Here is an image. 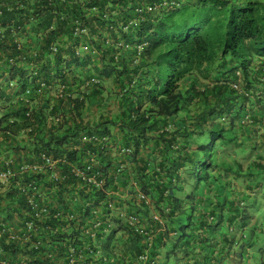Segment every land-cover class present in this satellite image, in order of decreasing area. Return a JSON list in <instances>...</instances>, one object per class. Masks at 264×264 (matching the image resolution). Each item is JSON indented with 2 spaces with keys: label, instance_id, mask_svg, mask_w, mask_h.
I'll return each instance as SVG.
<instances>
[{
  "label": "trees",
  "instance_id": "16d2710c",
  "mask_svg": "<svg viewBox=\"0 0 264 264\" xmlns=\"http://www.w3.org/2000/svg\"><path fill=\"white\" fill-rule=\"evenodd\" d=\"M199 77L209 84L198 88ZM105 79L117 80L123 110L86 128L81 92ZM233 126L238 141L226 135ZM91 133L110 148L82 140ZM234 141V158L219 160ZM262 149L264 0H0V171L9 160L14 172L0 181V264H221L228 252L214 234L231 243L235 231L234 220L220 225L225 207L240 210L237 227L258 229L245 208H258L264 190ZM89 152L116 191L113 209L74 176ZM41 154L57 159L62 180L20 171ZM35 178L48 216L27 231L19 188ZM91 210L100 220L92 237L83 232Z\"/></svg>",
  "mask_w": 264,
  "mask_h": 264
},
{
  "label": "built area",
  "instance_id": "2783aa9c",
  "mask_svg": "<svg viewBox=\"0 0 264 264\" xmlns=\"http://www.w3.org/2000/svg\"><path fill=\"white\" fill-rule=\"evenodd\" d=\"M151 8L152 7H149L148 9H151ZM141 10L142 8L137 9V11L139 12ZM131 23L133 25H136V22L134 21ZM90 82H93L95 84L96 82H98V79L95 77L91 78ZM233 86L237 87L236 84H234ZM82 140L88 143H91L92 145L93 144L98 145L101 151H106L110 148L109 139L106 136H99L96 133L84 135L82 137ZM130 152H131L130 147H123L120 149V154H129ZM96 157H97L96 152L95 153L89 152L88 158H87V166L85 167L86 169L84 168L85 169L84 170L83 168L82 169L74 168L73 173H74V176L80 180L81 182L80 186H82L85 192H90V190H94V189L102 190L106 197L105 204L107 208L113 209L114 208L113 196L115 194V191L106 185L107 183L106 177L105 176L103 177L102 173L99 171H96L95 168L93 167L94 165L93 163L96 162ZM56 162H57V159L55 160L50 156L41 154L40 163H34L31 165H22L20 167V171L21 172H31L36 175H41L45 172H52V175L50 176V178L53 181H59V180H62L64 177L60 174V172L55 170ZM120 169H123V165H121L118 170L120 171ZM13 174L14 172L10 166V161L8 160L5 162V168L0 171V181L3 183L6 182L7 179H9V177H11ZM41 185L42 184L40 183V181L38 182L37 179L35 178V179L27 180L24 184L20 185V188H19L20 193L25 195L26 197L27 207L30 213V219L27 220L24 225L27 231L34 230L35 221H38L42 217L44 218L48 216V208L46 207L47 195H45V193L43 192ZM137 198L138 200L143 201L145 204H147L148 202V198L140 191H138L137 193ZM91 215L92 216L88 218L92 222V225L91 227H88L87 222H86L85 223L86 228L83 229V232L92 237L93 229L97 228L100 225V220H99V217L96 216V211L91 210ZM121 215L136 230L142 233L144 232V234L146 233V231H143L144 226L142 225V223L140 222V220L138 219L136 215H132V214L127 215L125 212H121ZM59 216L61 215L58 213L57 214L55 213L54 215L55 218ZM63 218L68 220V219H73L74 216L68 212L63 216ZM153 219L161 223V220L156 215L153 216ZM10 237L11 239L17 238V237H13V235H11ZM70 262H72V260Z\"/></svg>",
  "mask_w": 264,
  "mask_h": 264
},
{
  "label": "crops",
  "instance_id": "0c3cea01",
  "mask_svg": "<svg viewBox=\"0 0 264 264\" xmlns=\"http://www.w3.org/2000/svg\"><path fill=\"white\" fill-rule=\"evenodd\" d=\"M116 79L102 80L100 83L101 86H100V88H98L97 91L93 90L91 93H89L88 91L81 92L82 97L83 98L85 97V104L81 108V118L83 120V125L86 128H89V127L95 128V126L98 123L103 122V121H107L110 119H114V117L116 119H118L117 116L123 110V107H122L123 102L120 101V97L117 94V90H118L117 83L118 82ZM98 98L101 100L102 104L107 103L110 105V107H114V111H113L114 114L112 115V117L105 118V117H100L97 115L98 111L95 107V103L99 102ZM94 118H96L95 121H94ZM98 118H100V121ZM107 126L110 127V125H108V124H107ZM112 130L115 131L114 128H112ZM151 145H152V143H151ZM152 163H156V162L152 161L151 164ZM55 173H56V171H55ZM51 175H52V172H45V173H43V179L51 181L52 180L50 178ZM41 184L43 187H45V185L43 183H41ZM5 190H6L5 187L0 188V192L2 194L5 192ZM115 195H116V191H115L114 196ZM248 204H253V203H248ZM245 209L247 210V213L251 217L250 221L255 220L256 215H257L256 211L259 208L250 209V208L246 207ZM229 210H230V208L228 209L227 207H225L224 211L226 214V216H225L226 221L224 220L222 222V224H220V225H224V226L229 225V223L227 221H229L231 223V221L234 220L233 223H231L232 225H235L233 240L231 241V243H227L226 239L228 238L227 237L228 235H225L224 233H219V232L214 234V236L216 238L214 240V242L218 244L216 250L220 252L221 249L219 247L222 246V247H224V250L226 252H228V253L222 255L223 258H222L221 264H251L250 258L252 257V253H253L254 247L256 245V242L254 240L256 238V235H257L256 228H253L251 230V228L247 225V223L245 224V226L243 228L237 227V220H238V216H240V210H235V212H232V213L229 212ZM241 236H243L244 239ZM245 239L248 241L245 242ZM263 257H264V254H263Z\"/></svg>",
  "mask_w": 264,
  "mask_h": 264
},
{
  "label": "rangeland",
  "instance_id": "374dc122",
  "mask_svg": "<svg viewBox=\"0 0 264 264\" xmlns=\"http://www.w3.org/2000/svg\"><path fill=\"white\" fill-rule=\"evenodd\" d=\"M195 84H196V86L198 88H202V87H204V85L209 84V82L207 80H204V79L199 77V78H196ZM95 107H96V109L98 111L97 115L100 116V117H105V118L112 117V115L114 114V112H113L114 111V107H110V105L107 104V103H103L102 104L101 101H99L98 103H95ZM95 119L96 118H94V121H95ZM98 119L100 121V118H98ZM172 122H173V124L170 123L171 129H175L177 126L180 125L179 118H176ZM237 129H238L237 126L229 127V129L227 130L228 133L226 135L230 136V137L233 135L234 137H236V141H238ZM240 141L248 143V141H246L245 139H241ZM217 145H219V142L217 143ZM236 145H237V143H235V141L233 143H230V145L226 144V150H223L222 152H220L218 154L217 158L219 160L221 159V160H225V161H231L232 158H234V156L233 155L230 156L229 149L232 150L231 147L234 146L233 152L234 151L238 152L237 149L240 148V147H237ZM224 147H225V145H224ZM245 153L251 154L252 153L251 148L250 147L244 148L243 152H242V155L244 156ZM258 153H260L261 155L264 156V149H262V151L258 152ZM242 162L244 163V165H246V163H247V161L245 159H242ZM118 198L122 200V199H125L126 196H125V194H119ZM113 199H114V196H113ZM256 200L258 202V206L257 207L259 208L256 211L257 215H256V219H255V220L258 221V224H257L258 229L256 231L257 232L256 238L254 239L255 242H256V245L254 247V250H253V253H252V257L250 258V261H251V264H264V257H263L264 251H262V249H264V190H261V193L256 195ZM247 207L250 208V209H255L256 208V206L253 205V204H247ZM119 211L125 212L121 208H120Z\"/></svg>",
  "mask_w": 264,
  "mask_h": 264
}]
</instances>
